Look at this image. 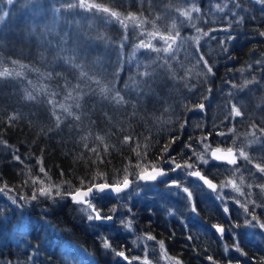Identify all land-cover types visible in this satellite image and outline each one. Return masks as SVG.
<instances>
[{
    "label": "trees",
    "instance_id": "16d2710c",
    "mask_svg": "<svg viewBox=\"0 0 264 264\" xmlns=\"http://www.w3.org/2000/svg\"><path fill=\"white\" fill-rule=\"evenodd\" d=\"M192 1L0 0V264H130L123 224L94 215H113L122 194L96 195L89 210L71 200L125 178L147 185L126 214L135 235L183 264H264V46L218 73L175 71L189 48L161 34ZM213 146L244 147L241 171L197 163ZM186 165L254 185L226 207ZM155 167L174 183L139 178Z\"/></svg>",
    "mask_w": 264,
    "mask_h": 264
},
{
    "label": "rangeland",
    "instance_id": "374dc122",
    "mask_svg": "<svg viewBox=\"0 0 264 264\" xmlns=\"http://www.w3.org/2000/svg\"><path fill=\"white\" fill-rule=\"evenodd\" d=\"M201 1L199 4L193 0L189 5L181 7L179 11L184 13L183 20L174 23L170 31L161 34V36L167 34L170 36L173 34L177 35L178 37L175 39L177 48L180 50L189 48L187 57H183L173 66L175 71L183 72L194 69V67L206 66L213 73H218L228 66L229 63L244 60L249 46H264V0ZM78 3L83 4L85 2L84 0H78ZM104 12L107 13L106 8ZM166 38L165 36L161 39L163 43L167 42ZM159 42L155 38L151 40L153 46H158ZM230 148L235 150L237 158L246 157L247 151L244 147L240 149ZM209 150L210 148H204L196 162L202 163L203 166H208L209 163L213 162ZM236 166L237 164L231 167ZM239 167H236L235 170L241 171ZM185 168L186 175L191 171L199 170L190 165H186ZM253 185L250 183L247 185L244 182L240 183L237 179L231 177L230 180L221 182L218 185L214 197L216 201H222V204L226 205V207L229 204L237 206L239 205L237 197H243L245 194L244 186L251 192ZM146 186L140 184V182L135 183L134 188L130 186L131 190L124 191L122 196L118 198L120 207L113 209L114 212L111 215L113 222L116 221L114 220L116 215L117 220L123 224L122 229L127 231V238L130 241V254L122 251V256L130 264H183L182 261L180 262L173 256L167 255L159 245L156 244V246L153 243L155 240L135 235L134 230L131 228L130 220L127 219L126 214L130 213L131 203L136 201L140 203V201L144 200L143 189ZM151 186L155 187L154 184ZM91 202L92 199H89L84 204L86 209L94 208V204ZM97 213L101 215V212ZM115 224L118 225V223ZM107 229L111 231L110 228ZM261 229L262 231L264 230L263 228ZM234 249L240 254L238 247L235 246ZM64 252L66 253L67 250ZM76 254L81 258V261L91 257L90 254L81 249L80 251L77 250Z\"/></svg>",
    "mask_w": 264,
    "mask_h": 264
},
{
    "label": "water",
    "instance_id": "95a60500",
    "mask_svg": "<svg viewBox=\"0 0 264 264\" xmlns=\"http://www.w3.org/2000/svg\"><path fill=\"white\" fill-rule=\"evenodd\" d=\"M210 157L213 162L215 163H226L228 165L235 164L236 161V152L232 148L226 149V148H218V147H211L210 148ZM177 169V167H176ZM167 169L155 167L145 170V172L140 173L138 176L142 181H153L157 178H164L167 176ZM191 178L196 181L203 184L207 189L214 190L216 189L217 183L209 178L206 174L202 173L201 170H194L189 172ZM130 179L125 178L122 182H113V183H107V182H93L92 184L88 186H84L81 188L76 189L74 192H72V198L71 200L74 203L77 204H86L89 199H92L96 195H103L107 194L111 197H114L115 195H120L124 193V191L130 189ZM95 219L101 223H112L113 217L110 215H99L98 213H95ZM218 231L221 232L222 228L219 227ZM225 264H238L234 263L232 261H228Z\"/></svg>",
    "mask_w": 264,
    "mask_h": 264
},
{
    "label": "flooded vegetation",
    "instance_id": "af4514ba",
    "mask_svg": "<svg viewBox=\"0 0 264 264\" xmlns=\"http://www.w3.org/2000/svg\"><path fill=\"white\" fill-rule=\"evenodd\" d=\"M220 148H222V147H220ZM226 149H230V148H226ZM238 159L239 158H237V156H236V163L235 164H232V165H236V164H238L239 163V161H238ZM221 164H224V165H227V166H232V165H228V164H226V163H223V162H220ZM220 163H218V164H220ZM176 167L172 170V173H174V172H176ZM168 171V170H167ZM169 172V171H168ZM168 174V173H167ZM171 176L169 177V176H166V177H164V179H165V181H166V183L168 184V185H172L173 183H174V181H173V179L172 178H174L175 179V177L176 176H174L173 174H170ZM173 175V176H172ZM191 177V176H190ZM157 179H161V178H157ZM170 179H172V180H170ZM192 179V178H191ZM212 179V178H211ZM153 181H155V180H153ZM153 181H150V182H153ZM148 182V181H147ZM194 182H196V181H194ZM216 182V181H215ZM197 184H201L200 182L198 183V182H196ZM217 183V182H216ZM220 183H217V186H216V189H214V190H209V189H207V187H205L203 184H201V185H203V188L205 189V190H207V191H209V192H211L212 194H214L216 191H217V189H218V185H219ZM192 190H188V193L191 195V192ZM192 217L193 218V222L194 221H196L197 219H198V221H199V218L198 217H196V213H195V210L194 209H191L190 210V212H189V217ZM195 219V220H194ZM113 223V222H112ZM219 227H221L222 228V231L221 232H219L218 231V228ZM215 228H216V230H217V233L220 235V236H223V234L226 232L225 230H224V227H222V226H215ZM263 229H264V227H263ZM261 230V232H263V234H264V230L262 231V229H260ZM145 237L146 238H150L149 237V235L147 236V235H145ZM152 239V238H151ZM154 240V239H153ZM155 245L157 244V245H159L160 246V248L162 249V250H164V247H163V242L161 241V240H159V241H157V240H155L154 242H153ZM156 245V246H157ZM164 252L167 254V255H171V256H173L174 258H176L178 261H182V260H180V258L177 256V255H175V254H173L172 253V250H170V251H167V250H164ZM123 254L122 253H120V258H122V259H124L126 262L128 261L127 259H125L123 256H122ZM228 262V261H227ZM183 263V262H182ZM226 263V262H225Z\"/></svg>",
    "mask_w": 264,
    "mask_h": 264
}]
</instances>
